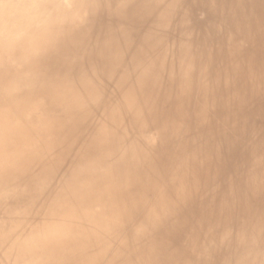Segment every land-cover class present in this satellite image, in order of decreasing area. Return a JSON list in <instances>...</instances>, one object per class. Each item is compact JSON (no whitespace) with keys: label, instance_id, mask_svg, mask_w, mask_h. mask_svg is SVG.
Wrapping results in <instances>:
<instances>
[{"label":"bare ground","instance_id":"bare-ground-1","mask_svg":"<svg viewBox=\"0 0 264 264\" xmlns=\"http://www.w3.org/2000/svg\"><path fill=\"white\" fill-rule=\"evenodd\" d=\"M28 2L0 0V264H264V0Z\"/></svg>","mask_w":264,"mask_h":264},{"label":"clouds","instance_id":"clouds-1","mask_svg":"<svg viewBox=\"0 0 264 264\" xmlns=\"http://www.w3.org/2000/svg\"><path fill=\"white\" fill-rule=\"evenodd\" d=\"M7 7H23V8H31L36 10H46L49 12H54L57 8H69L74 7L70 3V0H60L59 3H52L49 0H30L28 3H23L18 6H7ZM83 7V5H82ZM10 23L8 15H5V26L7 27Z\"/></svg>","mask_w":264,"mask_h":264}]
</instances>
